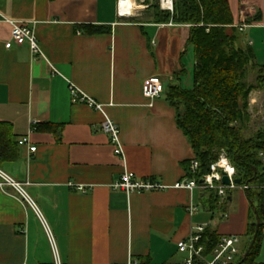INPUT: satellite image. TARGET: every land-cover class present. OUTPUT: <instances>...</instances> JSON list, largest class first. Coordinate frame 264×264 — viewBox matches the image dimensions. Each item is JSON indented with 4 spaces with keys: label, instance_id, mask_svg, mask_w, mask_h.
I'll list each match as a JSON object with an SVG mask.
<instances>
[{
    "label": "crops",
    "instance_id": "obj_1",
    "mask_svg": "<svg viewBox=\"0 0 264 264\" xmlns=\"http://www.w3.org/2000/svg\"><path fill=\"white\" fill-rule=\"evenodd\" d=\"M227 1L233 24H246L239 29L242 44L264 65V0ZM118 10L117 0H0V121L11 124L18 142L27 139L18 159L1 169L32 201L13 186H0V264L184 262L187 254L177 243L201 224L237 236L240 251L245 244L244 189L232 190L215 214L202 205L205 191L173 187L194 157L166 98L170 85L193 84L190 25L134 21ZM7 19L34 32L42 55H32L27 43L5 47ZM80 24L108 26L109 32L88 34ZM152 75L164 85L153 100L142 94L143 80ZM68 81L103 104L118 125L123 155L101 128L103 114L71 101ZM125 170L168 188L112 189ZM189 204L197 212L189 213ZM261 247L257 261L264 263V235Z\"/></svg>",
    "mask_w": 264,
    "mask_h": 264
},
{
    "label": "trees",
    "instance_id": "obj_2",
    "mask_svg": "<svg viewBox=\"0 0 264 264\" xmlns=\"http://www.w3.org/2000/svg\"><path fill=\"white\" fill-rule=\"evenodd\" d=\"M150 18L156 23L172 21L190 25L188 44L192 46L195 59L193 84L190 88L170 85L166 98L174 106L176 122L198 161V169L192 176L198 180L224 153L236 169L238 185L247 186L244 189L249 202L247 240L233 264L242 258L254 234L253 207L260 224L253 246L239 264H264L257 261L264 235V128L246 135L250 93L264 89V65L255 62L250 45L242 44V33L233 24L227 0H172V10L155 6ZM78 27L88 34L109 32V27L103 25L80 24ZM249 74H254V81L247 80ZM54 131L57 132V128ZM18 157L19 142L11 124L0 121V168ZM188 162L184 163L185 169ZM226 201L220 203L212 192L208 211L224 210ZM220 238L214 227L206 226L200 239L203 256L210 255ZM137 264L154 263L150 258H139ZM191 264H204V260L196 257Z\"/></svg>",
    "mask_w": 264,
    "mask_h": 264
},
{
    "label": "built area",
    "instance_id": "obj_3",
    "mask_svg": "<svg viewBox=\"0 0 264 264\" xmlns=\"http://www.w3.org/2000/svg\"><path fill=\"white\" fill-rule=\"evenodd\" d=\"M121 2L122 0H117L119 14L121 16L130 15V13L122 12L120 10ZM6 21L11 25L10 39L5 43L6 48H10L12 42H15L18 45L27 43L32 55H42L34 32L25 23L11 19H7ZM245 26L246 24L244 23L239 24V29L242 30ZM52 70L53 72H57L54 67H52ZM68 85L72 102L85 103L89 107L98 110L103 114L101 128L114 144V152L118 155H123L118 125L105 113L103 104L82 92L72 82L68 81ZM163 91L164 85L158 75L149 76L142 82V94L148 99L153 100L159 97ZM26 141L27 139L23 137L19 140V144L25 143ZM29 149L30 151H35L36 147L30 146ZM198 165V161L195 157H192L188 162V168L186 169L184 177L174 183L173 187L183 188L190 192L195 188H199L205 192H213L219 198L220 203L226 201L229 193L235 188L241 187L242 189H245L247 187L246 185L239 186L234 182L236 169L224 153H221L218 159L210 164L209 171L197 180L192 174L197 171ZM223 175H226L229 179L228 184L221 182ZM3 185L13 186L23 198L32 204L31 199L24 192L20 184L14 181L0 168V186L3 187ZM76 188L80 191H85L83 186H76ZM111 188L114 190H122L127 194H130L133 192L164 190L168 188V186L149 178H138L133 172L125 170L120 174L119 178L111 184ZM187 210L189 213H195L197 212L198 207L194 204H189ZM205 228V224L195 226L189 237L177 243L178 250L187 254V258L184 262L186 264H191L194 258L199 257L204 260V264H233L237 256L240 254L239 238L235 235L221 236L210 255L205 257L203 256L204 246L200 242ZM55 264H59L58 258L55 260ZM128 264H137V260L129 259Z\"/></svg>",
    "mask_w": 264,
    "mask_h": 264
},
{
    "label": "rangeland",
    "instance_id": "obj_4",
    "mask_svg": "<svg viewBox=\"0 0 264 264\" xmlns=\"http://www.w3.org/2000/svg\"><path fill=\"white\" fill-rule=\"evenodd\" d=\"M136 3V7L128 15V17H132L134 21H152L150 15L154 10L155 6H158L160 9H169L172 10V7L164 8L162 0H134ZM247 80L249 82L254 81V74H249L247 76ZM250 104L249 105V113H250V121L248 123V129L246 131V135H251L254 131L259 128H264V89H256V91L250 93ZM238 189V188H237ZM238 205L235 206V210L238 209ZM200 212L204 213L205 216L210 220L211 214L204 212L203 208L200 207ZM212 213V212H211ZM214 213H219L218 211H214ZM246 236L240 235V241L246 242ZM262 247L260 248V252Z\"/></svg>",
    "mask_w": 264,
    "mask_h": 264
},
{
    "label": "water",
    "instance_id": "obj_5",
    "mask_svg": "<svg viewBox=\"0 0 264 264\" xmlns=\"http://www.w3.org/2000/svg\"><path fill=\"white\" fill-rule=\"evenodd\" d=\"M221 182L224 183V184H228L229 183V179L227 178L226 175H223L222 178H221ZM234 182L235 183H240V181L238 179H234ZM210 196H211V192H205L202 194V198H201V201H202V205L204 208L208 209L209 210V199H210ZM253 211L255 213V216H256V220H255V231H254V234L249 242V245L247 247V249L245 250L244 254L242 255V258L236 262L235 264H239L240 262H242L245 257L248 255L251 247L253 246V243L255 241V238H256V235H257V231H258V228H259V224H260V217L257 213V210L255 207H253Z\"/></svg>",
    "mask_w": 264,
    "mask_h": 264
},
{
    "label": "bare ground",
    "instance_id": "obj_6",
    "mask_svg": "<svg viewBox=\"0 0 264 264\" xmlns=\"http://www.w3.org/2000/svg\"><path fill=\"white\" fill-rule=\"evenodd\" d=\"M162 3L164 5V8L172 7V0H162ZM136 6L137 5L134 0H122L120 10L122 12L132 13Z\"/></svg>",
    "mask_w": 264,
    "mask_h": 264
}]
</instances>
